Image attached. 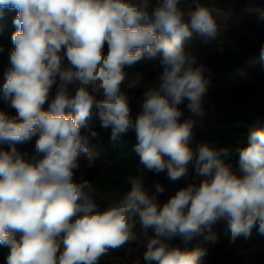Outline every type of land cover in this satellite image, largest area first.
Instances as JSON below:
<instances>
[{
    "label": "clouds",
    "instance_id": "1",
    "mask_svg": "<svg viewBox=\"0 0 264 264\" xmlns=\"http://www.w3.org/2000/svg\"><path fill=\"white\" fill-rule=\"evenodd\" d=\"M181 3L0 0V15L5 8L17 13L3 85V98L16 114L0 111V144L11 145L0 149V245L9 250L6 264H99L110 251L137 240V223L146 237L147 264H202L205 249L181 250L167 241L203 236L215 242L212 226L221 220L228 222L232 241L249 238L254 227L264 235V129L249 126L236 169L225 162L230 148L205 142L194 151L188 145L194 122H181L179 105L187 100L193 114L204 115L209 79L184 42L195 32L208 43L220 31L209 6L200 0H183L186 8ZM252 11L264 21V8ZM144 58H158L162 73L159 83L145 88L133 116L123 87H139L143 75L130 78L125 69ZM70 85L76 86L74 95ZM93 109L102 127H111L114 141L135 133L134 151L144 169L166 170L177 180L193 164L202 179L160 205L163 186L156 182L150 194L140 170L127 177L124 195L101 209L93 183L74 178L81 153L89 154V167L93 163L88 145L97 133H81ZM33 136L34 152L26 158L15 145Z\"/></svg>",
    "mask_w": 264,
    "mask_h": 264
},
{
    "label": "trees",
    "instance_id": "2",
    "mask_svg": "<svg viewBox=\"0 0 264 264\" xmlns=\"http://www.w3.org/2000/svg\"><path fill=\"white\" fill-rule=\"evenodd\" d=\"M154 2V0H153ZM211 10L220 13L224 22H217L219 35L215 40L204 43L202 38L193 32L190 39L184 42L186 52L197 57L199 64L206 66L204 75L209 79L207 91L203 97L202 107L204 115H195L188 108V101L179 105L182 111L181 122L193 121L192 135L188 145L194 151L200 143H209L217 148L228 147L232 151L226 163L238 168L239 153L237 149L246 146L249 126L264 129V59L261 57V48L264 46V21H258L257 14L252 10L264 8V0H200ZM191 3V0H188ZM181 7L187 5L181 3ZM15 10L3 9L0 15V111L15 115V109L3 98L5 72L11 66L9 54L13 50L12 34L16 31L13 24ZM108 51L104 46L105 54ZM65 64L67 60L65 59ZM129 77L135 73L143 75L139 87L123 90L129 97L132 115L135 116L141 108L143 92L147 86L159 83L162 67L159 59L144 58L130 68L125 69ZM58 84V81H57ZM54 84L50 98H54L57 90ZM71 94V93H70ZM72 95V94H71ZM48 108V102L43 106ZM95 131L97 135L90 138L89 151L92 156V166L89 167V154L81 153V176L93 183L98 192L97 203L103 209L110 201L119 199L130 188L127 177L138 175L143 170L145 188L149 193L155 191L154 185L159 182L163 193L157 195L160 205L166 203L175 193L189 183H199L202 179L196 175L193 164L188 165V174L177 180H171L167 171L155 173L143 168L140 158L134 151L137 143L135 133L129 131L117 140L111 138V127H102L97 110L81 129L83 135ZM37 136L31 140L15 145L21 154L27 153L29 158L34 152ZM11 145L0 144V149L8 151ZM94 155L103 157V163L95 162ZM165 159H168L165 157ZM80 176V178H81ZM137 240L129 242L123 247L110 251L102 257L99 264H147L143 259L146 237L141 233L139 224L134 229ZM216 234L215 242L207 241L203 236H197L185 243L180 236L167 241L171 247L181 250L202 248L206 254L202 264H264V235L258 234L257 228L252 229L251 236L237 237L231 240V232L226 220L216 222L212 226ZM149 235L152 231L149 230ZM8 248L0 245V264H6Z\"/></svg>",
    "mask_w": 264,
    "mask_h": 264
},
{
    "label": "rangeland",
    "instance_id": "3",
    "mask_svg": "<svg viewBox=\"0 0 264 264\" xmlns=\"http://www.w3.org/2000/svg\"><path fill=\"white\" fill-rule=\"evenodd\" d=\"M212 14H213V17L216 20V22H224L225 21V18L220 13L212 10ZM75 87L76 86H74V85H70L69 86V91H70V93L72 95H74V93H75ZM98 98H101V97H98ZM81 159L82 158L80 156H78L77 163H78L79 167H78V169L74 170L75 171V177L74 178L77 179V180H79L80 176H81L80 175L81 174V170H82ZM93 159H95V162L100 163V164L104 162L103 157H99L98 155H94Z\"/></svg>",
    "mask_w": 264,
    "mask_h": 264
}]
</instances>
